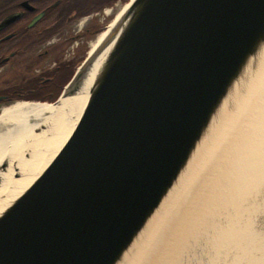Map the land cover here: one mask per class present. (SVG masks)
<instances>
[{"label": "water", "instance_id": "obj_1", "mask_svg": "<svg viewBox=\"0 0 264 264\" xmlns=\"http://www.w3.org/2000/svg\"><path fill=\"white\" fill-rule=\"evenodd\" d=\"M128 2L51 101L82 87L109 47L63 146L0 212V264L142 263L157 224L251 104L264 0Z\"/></svg>", "mask_w": 264, "mask_h": 264}, {"label": "rangeland", "instance_id": "obj_2", "mask_svg": "<svg viewBox=\"0 0 264 264\" xmlns=\"http://www.w3.org/2000/svg\"><path fill=\"white\" fill-rule=\"evenodd\" d=\"M126 2L128 0H114L104 7L99 16L104 26L96 35L104 30ZM109 8H113V13L107 15ZM260 100L252 103L247 115L240 118L224 137L215 155L200 165L202 170L198 176L189 183L188 189L177 198L154 230V238L148 242L146 256L143 251L142 261L152 247L162 244L167 253L174 255L172 260L163 258L164 264H238L240 240L245 236L264 235V174L258 184L252 182L244 187L236 181L235 185H241V188L234 190L235 185L230 183L227 173L229 168L235 169L239 157L262 133L257 127L253 129L257 121L254 114ZM233 232L238 236L231 237ZM247 244L255 248L252 255H262L254 243Z\"/></svg>", "mask_w": 264, "mask_h": 264}, {"label": "bare ground", "instance_id": "obj_3", "mask_svg": "<svg viewBox=\"0 0 264 264\" xmlns=\"http://www.w3.org/2000/svg\"><path fill=\"white\" fill-rule=\"evenodd\" d=\"M128 4L129 2H126L104 30L96 35L92 42L90 41L88 53L103 41ZM111 13L113 8L107 9L106 14ZM108 48L100 54L82 87L74 94L62 96L56 102L19 99L0 108V212L30 185L63 146L86 104L89 85ZM260 98V104L254 114L257 121L253 129L257 127L262 130V133L257 141H252L248 150L239 157L235 169H228L229 180L230 183H234L233 185L236 181H240L236 183L244 187L252 182L258 184L264 174V69H262V79L253 92L251 104L240 113L241 118L247 115L252 103ZM225 179L228 182L227 175ZM241 185L239 187L235 185L234 190L237 188L240 190ZM173 196V194L169 195L162 203L161 212H167ZM156 221H151L147 229H152ZM236 236H238L236 232L231 234V237ZM262 238L264 235L255 234L240 240L241 258L238 264H264V239ZM247 242L254 243L259 250L258 253L261 252L262 255H252L255 248L248 247ZM161 245L152 247L140 264H164L163 258L172 260L174 255L167 253ZM140 246H137L134 252L136 254L129 257L126 262H134V258L132 260L131 258L137 257ZM145 250L144 253L148 251Z\"/></svg>", "mask_w": 264, "mask_h": 264}, {"label": "flooded vegetation", "instance_id": "obj_4", "mask_svg": "<svg viewBox=\"0 0 264 264\" xmlns=\"http://www.w3.org/2000/svg\"><path fill=\"white\" fill-rule=\"evenodd\" d=\"M107 5L106 0H0V105L54 101L104 26L99 16Z\"/></svg>", "mask_w": 264, "mask_h": 264}, {"label": "trees", "instance_id": "obj_5", "mask_svg": "<svg viewBox=\"0 0 264 264\" xmlns=\"http://www.w3.org/2000/svg\"><path fill=\"white\" fill-rule=\"evenodd\" d=\"M114 0H106V3L107 4H110V3H112Z\"/></svg>", "mask_w": 264, "mask_h": 264}]
</instances>
